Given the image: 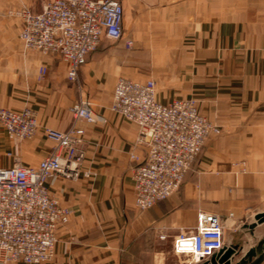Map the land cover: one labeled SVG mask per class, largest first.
I'll return each mask as SVG.
<instances>
[{
    "label": "crops",
    "instance_id": "0c3cea01",
    "mask_svg": "<svg viewBox=\"0 0 264 264\" xmlns=\"http://www.w3.org/2000/svg\"><path fill=\"white\" fill-rule=\"evenodd\" d=\"M46 1L0 0V106L30 108L38 122L35 136L22 141L9 139L0 125V167L15 161L36 167L52 146L43 130L68 129L69 108L81 98L104 121L76 122L85 139L77 175L46 181L50 197L71 215L43 264H185L173 238L193 231L199 212L222 218L224 247L239 250L232 264L255 248L264 235V223L249 228L264 212V0H120L116 42L130 40L131 47L124 56L104 47L91 52L78 83L57 55H24L22 21L13 13L40 12ZM41 66L46 73L39 79ZM118 77L153 78L163 104L196 98L222 130L205 141L179 190L144 210L134 205L132 169L146 150L134 144L137 126L109 110Z\"/></svg>",
    "mask_w": 264,
    "mask_h": 264
},
{
    "label": "built area",
    "instance_id": "2783aa9c",
    "mask_svg": "<svg viewBox=\"0 0 264 264\" xmlns=\"http://www.w3.org/2000/svg\"><path fill=\"white\" fill-rule=\"evenodd\" d=\"M22 21L19 39L24 51L57 55L67 65L68 79L78 83V72L103 38H122L123 8L120 0H48L41 11L13 13ZM126 41V45H130ZM42 79L46 67L38 70ZM109 110L137 126L134 141L146 150L145 159L132 169L134 205L139 210L163 201L179 190L186 172L210 136L221 129L198 109L195 100L174 99L166 104L156 98L155 82L118 77ZM69 111L73 123L59 131L45 128L52 143L36 167L15 161L0 167V262L43 264L54 256L57 231L69 221L71 211L50 197L46 181L54 174L74 178L85 157L84 129L76 122L104 121L94 115L84 98ZM0 125L14 141L31 139L38 129L30 108L12 110L0 106ZM131 159L137 161L135 155ZM83 176L91 173L85 171ZM159 238H164L160 235ZM173 252L186 255L185 264H198L224 247L222 218L199 212L193 231L173 238Z\"/></svg>",
    "mask_w": 264,
    "mask_h": 264
},
{
    "label": "water",
    "instance_id": "95a60500",
    "mask_svg": "<svg viewBox=\"0 0 264 264\" xmlns=\"http://www.w3.org/2000/svg\"><path fill=\"white\" fill-rule=\"evenodd\" d=\"M253 223L249 228L264 223V212L257 213L253 217ZM239 255L236 245L225 246L218 250L205 261L198 264H232V261ZM264 259V235L255 248L249 249L245 254L236 259L233 264H260Z\"/></svg>",
    "mask_w": 264,
    "mask_h": 264
},
{
    "label": "rangeland",
    "instance_id": "374dc122",
    "mask_svg": "<svg viewBox=\"0 0 264 264\" xmlns=\"http://www.w3.org/2000/svg\"><path fill=\"white\" fill-rule=\"evenodd\" d=\"M126 41L127 40H125V41H120V42H114V41H111V40H109V39H106V38H104L103 39V41L100 43V45H99V47L96 49V51H98V50H100L102 47H104L105 49L104 50H106L108 53H118L119 54V52H121V56H124V55H122L126 50H128L130 47H131V45H132V42L130 41V40H128V41H130L131 42V44L128 46V45H126ZM95 51V52H96ZM23 52H24V55H35V54H38V55H40L39 53H33V52H26V51H24V49H23ZM41 56V55H40ZM39 70V69H38ZM139 72H148V71H150V70H142V69H139L138 70ZM149 79H152L153 80V78H149ZM154 81V80H153ZM155 82V81H154ZM184 98H187V99H193V100H195V102H196V105H197V109H198V111L200 112V110H199V103H198V101H197V99L196 98H194V97H184ZM201 113V112H200ZM202 114V113H201ZM203 115V114H202ZM209 120V119H208ZM212 122V121H211ZM215 124V123H214ZM217 125V124H216ZM220 128V127H219ZM221 129V128H220ZM222 131V130H221ZM237 257V256H236ZM190 258L189 257H187V260H189ZM7 264H12V263H7Z\"/></svg>",
    "mask_w": 264,
    "mask_h": 264
},
{
    "label": "trees",
    "instance_id": "16d2710c",
    "mask_svg": "<svg viewBox=\"0 0 264 264\" xmlns=\"http://www.w3.org/2000/svg\"><path fill=\"white\" fill-rule=\"evenodd\" d=\"M103 39H104V38H103ZM101 41H102V40H101ZM101 41H100V43H101ZM100 43H99V45H100ZM99 45H98V47H99ZM98 47H97V48H98ZM97 48H96V49H97ZM96 49H95V50H96ZM95 50H94V51H95Z\"/></svg>",
    "mask_w": 264,
    "mask_h": 264
},
{
    "label": "bare ground",
    "instance_id": "6f19581e",
    "mask_svg": "<svg viewBox=\"0 0 264 264\" xmlns=\"http://www.w3.org/2000/svg\"><path fill=\"white\" fill-rule=\"evenodd\" d=\"M93 113H94V111H93ZM94 115H96V113H94Z\"/></svg>",
    "mask_w": 264,
    "mask_h": 264
}]
</instances>
